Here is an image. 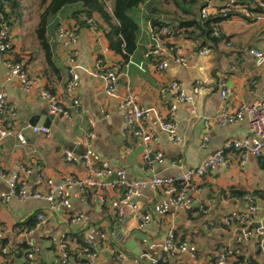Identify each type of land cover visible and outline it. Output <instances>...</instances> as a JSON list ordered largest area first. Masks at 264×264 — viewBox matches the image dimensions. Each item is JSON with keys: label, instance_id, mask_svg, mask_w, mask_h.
<instances>
[{"label": "crops", "instance_id": "0c3cea01", "mask_svg": "<svg viewBox=\"0 0 264 264\" xmlns=\"http://www.w3.org/2000/svg\"><path fill=\"white\" fill-rule=\"evenodd\" d=\"M24 1H21L22 6ZM150 1L146 0L139 8V47L128 61H123L109 48L101 28L102 21L96 15L92 25L81 28L80 41L72 48H65L57 34L60 25L73 21L68 17L71 10L65 8L64 12L53 17L47 31L51 52L49 59L39 44L37 34H30L27 29L28 24L37 21L38 8L35 21H24L23 16L18 19L13 15V58L26 64L30 76L41 87L59 94L68 103L64 87L69 78V57L73 55L75 64L79 66L81 106L72 110L70 118L54 116L49 126L50 137L27 130L26 145L15 136L4 138L0 142V162L5 169L16 170L24 164L39 167L46 176L56 179L71 175L86 178L87 169L83 164L66 160L64 153L70 151L79 157L87 155L95 165L107 160L114 168H125L129 181L142 180L154 174L177 177L201 164L213 151L222 148L227 139L250 133L248 116L235 125L219 124V82L224 80L232 106L243 100L253 102L257 98L264 88V65L257 66L249 50L256 48L264 52V23L242 19L226 23L224 38L210 46L211 53L207 57L198 53L199 45L195 40L182 36L178 41L186 48L189 65L183 67L171 63L164 71H158L154 62L144 57L151 38V23L145 18L146 4ZM157 6L163 7L161 4ZM158 16L166 18L163 12ZM19 20L23 25L16 27ZM98 58L121 62L119 94L134 93L140 105L150 110L145 125L155 132L157 140L144 143L131 133H123L124 119L118 105L120 97L107 95L103 80L93 74ZM200 79L205 82L204 90L195 94L191 102L178 107L176 119L180 141L175 143L160 126L158 116L167 112L172 100L171 95L162 98L160 88L171 80H179L190 91ZM253 80H257L258 86L255 94L251 92L255 88ZM0 88L5 90L7 102L15 107L21 123H31L35 115L51 116L37 90L30 93L21 90L19 80L3 65L1 56ZM89 119L96 122L99 132V137L93 140H88ZM205 119L211 122V140L207 147H202ZM157 150L163 151V160L154 162L153 172L149 173L144 157L146 154L153 156ZM226 154L231 167L219 166L202 178L200 186L203 189L196 195V203L192 207H177L159 188L147 186L136 190L134 199L141 208L140 213L151 212L153 215L146 228L139 227V212L127 209L120 217L109 208L103 209L92 202L75 200L69 207L50 213L48 204L41 200L13 199L9 203L0 200V228L4 229L0 234V249L6 247L9 250L4 264H61L58 241L65 234L71 238L73 248L79 247L74 234L87 236L100 247L101 254L95 264H155L162 255L167 258V264H180L189 256L171 257L166 254L165 243L170 228L175 229L179 238L189 240L197 248L199 264H211L210 259H218L224 250L229 251L228 259L231 261L238 254L248 259L252 255L264 264V254L257 240L252 238L238 242L233 229L224 224L230 217L237 225L236 218L248 211L251 201L257 205L258 216L264 221V156L250 157L245 164H240L236 150ZM7 190L8 187L0 182V192ZM222 196L226 200H222ZM201 205L208 209L207 212H201ZM36 211L47 214L48 219L33 235L35 258L32 263L25 251L15 253L18 243L16 233L17 224ZM76 214H83L84 220L71 224L69 219ZM103 233L106 234L105 240L101 239ZM120 249L128 256L125 261L115 258L113 250Z\"/></svg>", "mask_w": 264, "mask_h": 264}, {"label": "built area", "instance_id": "2783aa9c", "mask_svg": "<svg viewBox=\"0 0 264 264\" xmlns=\"http://www.w3.org/2000/svg\"><path fill=\"white\" fill-rule=\"evenodd\" d=\"M204 1L206 4L200 10L202 18H215L226 15L228 12L233 13L232 16L214 24L212 33L215 37H221L225 32L226 23L233 22L236 19L252 23H264V0H259L257 1L258 3L253 5H247L240 0ZM2 3L4 5L7 4L6 1ZM144 4L145 2L141 6H144ZM257 8L259 10H256ZM150 30L151 38L147 44L144 57L154 62L156 70L164 71L171 63H176L183 67L189 65L186 48L178 41L182 37V35H179V29L174 27L173 24L166 22V24L157 29H154L151 25ZM57 34L65 48H72L80 41L81 28L73 20L71 23L60 25ZM227 43L229 44V42ZM13 49V27L4 15L0 14V56L2 57L3 65L13 77L19 80L23 92L38 91L39 97L46 103L51 115L70 118L72 110L81 106L80 94L78 93L80 86L79 66L75 64L74 56L71 55L69 57V78L64 87V95L68 99V103H66L59 94L46 87H41L30 76L26 64L13 58L11 54ZM249 51L255 57L257 66L264 65L263 51L256 48H250ZM198 53L207 57L210 55L211 49L205 44L199 46ZM120 70L121 65L119 62H107L102 58H98L93 68V74L103 80L104 91L107 95L120 97L118 105L124 119L123 133H131L144 143L157 140L155 132L145 125V120L150 110L140 105L134 93L120 96ZM219 84L221 86V107L217 116L219 124L224 126L235 125L248 116L250 119V133L244 137L227 139L222 148L213 151L201 164L189 168L182 175L165 177L154 174L142 180L129 181L126 177L125 168H114L107 160L95 165L87 155L79 157L73 155L70 151H66L64 156L68 162L81 163L86 167L88 174L86 178L71 175L63 179H56L55 177L46 176L39 167L24 164L18 166L16 170H7L0 162V182L8 187L7 191L0 192V200L4 203H9L13 199H18L19 201L28 199L41 200L48 204L50 213L56 212L62 207H69L75 200L81 203L92 202L103 209L109 208L120 217L128 209L136 213L139 212V227L141 228H146L152 222L153 215L151 212L140 213L141 208L134 199L136 190L140 188L147 186L159 188L173 200L177 207H192L196 203V195L203 189L200 186L202 178L219 166L226 169L231 167V162L226 154L228 151L236 150L238 152L240 164H245L250 157L264 156V88L253 102L243 100L236 106H232L228 99L230 92L224 80H220ZM252 84L256 89H252L251 92L255 94L258 87L257 80H253ZM204 88L205 82L201 79L195 82L190 91H187L179 80H171L160 88L162 98H166L169 95L172 97V100L169 101L167 112L160 114L158 118L161 128L170 135L173 142L178 143L180 141L176 119L179 105L191 102L193 96L203 91ZM203 123L204 133L201 146L207 147L211 140V122L205 119ZM88 124L90 128L88 140L98 138L99 132L97 131L96 122L93 119H89ZM27 130L41 133L46 137H50L52 134L49 126H36L28 122L21 123L17 118L15 107L7 102L5 90L0 88V142L8 136H15L21 144L26 145L28 141L25 132ZM163 157L164 153L162 150H157L153 156L146 154L144 160L147 172L152 173L153 163L162 161ZM114 174H117V179L106 180ZM221 199L226 200L224 196ZM200 208L204 213L208 210L203 205ZM47 219V214L39 213L34 228L17 229L18 243L15 253H19L21 243H26L31 247L27 253V258L34 263L35 255L33 250L35 241L33 235L37 228L46 222ZM69 220L71 224H76L84 220V215L76 214ZM236 220L237 225L230 217L224 222L225 226L233 229L236 240L244 242L254 238L257 240L260 251L264 254V221L258 216L257 205L251 201L248 204V211L239 215ZM3 230V228H0V234ZM101 239H106L105 233L101 234ZM58 242L61 252V264H95L102 250L92 243L87 236H82V242L85 246L76 247L77 249L71 246V238L67 234ZM165 246L166 254L171 257L182 254L189 256L188 260L180 264H199L197 248L189 240H177L174 228L169 229ZM8 252L9 250L6 247L0 249V264H4L5 256ZM74 253L75 255L73 256L72 254ZM113 253L119 261L128 259L124 250H113ZM164 261L165 258L162 255L155 261V264H163ZM216 264L231 263L228 262L225 253H223ZM245 264H251L248 258Z\"/></svg>", "mask_w": 264, "mask_h": 264}, {"label": "trees", "instance_id": "16d2710c", "mask_svg": "<svg viewBox=\"0 0 264 264\" xmlns=\"http://www.w3.org/2000/svg\"><path fill=\"white\" fill-rule=\"evenodd\" d=\"M6 1L4 5L2 2ZM22 0H0V14L9 21L13 27V15L20 19L22 16L21 11ZM40 9V22L36 29L37 39L40 46L45 51L47 59L50 58V43L47 36L48 25L51 18L57 16L63 9L69 8L71 11L68 15L71 19L77 23L80 28L90 26L93 24L94 16H98L102 21L101 28L105 34V37L109 43V48L117 55H120L123 61H128L130 56L139 47V37L141 33V26L138 20L139 8L146 0H35ZM222 1V0H219ZM247 5H253L258 3L259 0H240ZM168 0H157V2L150 1L146 4L145 18L150 20V23L154 29H157L164 24L171 23L180 30L179 35H182L188 39L195 40L199 46L208 45L209 47L216 45L221 39L224 38V34L221 37H215L213 35L214 24L220 20L226 19L232 16V12H228L226 15L218 16L215 18H202L200 10L205 6L204 0H174L175 6L179 10V14L176 12L174 15L165 14L166 18L158 16L163 12L162 8L157 5L165 6ZM157 3V4H156ZM189 3L195 5L191 10L184 6ZM8 8V9H6ZM194 8V9H193ZM256 10H259L257 8ZM165 22V23H164ZM57 27V25H56ZM198 33V34H197ZM16 60V59H15ZM19 61V60H17ZM121 65V62H120ZM241 193H238V195ZM241 196V195H239ZM201 210V209H200ZM202 212V211H201ZM39 212L36 211L31 214L25 221L18 223V229H32L37 222V216ZM177 240H187L185 238H179L175 231ZM73 236V235H72ZM79 247L85 246L82 242V234L75 235ZM31 247L26 243H21L19 251H30ZM19 252V253H20ZM72 253V252H71ZM226 259L231 264H245L247 258L244 255H235L233 261L229 260V251L224 250ZM222 253V254H223ZM198 254V250H197ZM73 256L75 255L72 254ZM220 258V257H219ZM218 259H210L211 264H216ZM229 258V259H228ZM167 264V258L163 262Z\"/></svg>", "mask_w": 264, "mask_h": 264}, {"label": "rangeland", "instance_id": "374dc122", "mask_svg": "<svg viewBox=\"0 0 264 264\" xmlns=\"http://www.w3.org/2000/svg\"><path fill=\"white\" fill-rule=\"evenodd\" d=\"M151 1H154V0H151ZM194 5H195L194 3H189V4H186L184 7L185 8L187 7V9L191 10V7ZM37 8L40 12V9H39L35 0H25L23 6L21 7V11L23 12L22 18L24 19V21L25 20L28 22L29 21H35L34 20L35 16L37 17V15H36ZM162 11H163V13H165L167 15H174L176 12L178 14L180 13L178 8L174 4V0H169L167 2V4L162 7ZM62 12H64V11H62ZM39 15H40V13H39ZM51 20H52V18L50 19V21ZM39 22H40V16L38 17L37 21L35 23H33L34 26L31 23L27 25V29L30 31V34H36V29L38 27ZM20 25H23V22L21 24V20L17 21L15 26L18 27Z\"/></svg>", "mask_w": 264, "mask_h": 264}, {"label": "water", "instance_id": "95a60500", "mask_svg": "<svg viewBox=\"0 0 264 264\" xmlns=\"http://www.w3.org/2000/svg\"><path fill=\"white\" fill-rule=\"evenodd\" d=\"M54 117V115H51L50 117H46V116H43V115H35L33 116V118L31 119V124L32 125H46V126H50L51 124V120L52 118ZM118 176L117 174H114L112 175L111 177H108L107 178V181H111V180H114V179H117ZM127 248H130L128 245H126ZM249 262L251 264H261V262L259 260H256L253 258V256H249Z\"/></svg>", "mask_w": 264, "mask_h": 264}]
</instances>
